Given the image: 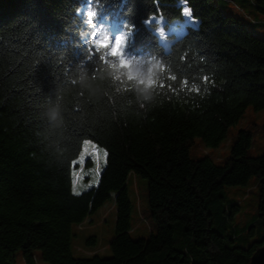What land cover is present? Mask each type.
Listing matches in <instances>:
<instances>
[{
  "label": "trees",
  "instance_id": "1",
  "mask_svg": "<svg viewBox=\"0 0 264 264\" xmlns=\"http://www.w3.org/2000/svg\"><path fill=\"white\" fill-rule=\"evenodd\" d=\"M216 1L188 0L198 23L165 50L155 24L143 21L150 14L166 23L183 20L181 0H101L98 22L110 34L104 45L93 42L95 26L75 13L88 0H0V264H15L17 252L24 264H35V251L47 264H249L264 247V152L248 156L252 133L237 132L223 165L189 157L195 137L216 148L248 107L264 110V38ZM219 1L241 11L235 0ZM250 2L263 20L247 19L264 25V0ZM122 33L133 57L156 56L183 74L211 73L217 86L202 100L161 94L141 108L106 74L121 63L110 43ZM81 74L87 79L72 84ZM57 103L60 115L51 121L46 113ZM85 140L103 148L106 160L97 185L74 194V161ZM130 174L148 180L155 229L136 240ZM251 178L262 232L243 248L233 223L239 206L225 199L224 187L246 186ZM112 193L111 256H74L72 227Z\"/></svg>",
  "mask_w": 264,
  "mask_h": 264
},
{
  "label": "rangeland",
  "instance_id": "2",
  "mask_svg": "<svg viewBox=\"0 0 264 264\" xmlns=\"http://www.w3.org/2000/svg\"><path fill=\"white\" fill-rule=\"evenodd\" d=\"M225 13H230L241 19L245 25L256 37L264 38V25H252L246 15L256 20H263V16L255 11L250 0H235V5L241 8V11L234 9L230 5H223L221 1H216ZM85 6L83 8H87ZM158 17L157 20H160ZM153 20L155 27L151 29L157 35L159 42L165 50H168L170 44L181 37L185 32L187 25L195 26L190 23L187 18L183 20H175L166 23L164 19ZM151 24V25H152ZM162 29V33L158 34L156 28ZM110 34L106 27L99 33L95 32L92 40L97 45H104L109 40ZM172 37V38H171ZM128 34H115L111 37L110 53L118 57L121 64L133 57L126 51ZM139 63V61H137ZM264 73V68H263ZM264 126V110L254 111L248 107L239 120V122L231 126L226 134V138L216 148L207 147L199 137H195L189 147V157L194 160L207 158L216 165H223L229 154L230 147L235 141L237 132L240 129L248 130L252 133V142L248 150V156L257 157L264 152V134L262 127ZM90 160L89 165H85ZM106 151L97 147L93 142L85 140L82 143L81 151L74 163L78 164V169L74 170L72 192L80 194L95 187L98 183L99 173L105 164ZM256 179L251 178L246 186H226L224 187V196L226 200L235 201L239 210L234 214L233 223L237 226V233L241 235L237 244L246 248L253 241L261 238V226L257 221L258 206V189L255 188ZM127 192L131 204L130 212V236L136 240L139 238L149 237L155 229L149 219L148 207V180L142 177L130 174L126 181ZM115 194L105 201L94 213L88 215V219L79 225L72 227L71 246L72 252L76 257H93L102 258L110 257L111 250L109 243L115 236L116 225V209L114 206ZM91 237L95 238L94 243H89ZM36 264H47L40 259V252H34ZM15 264H24L20 252L16 253Z\"/></svg>",
  "mask_w": 264,
  "mask_h": 264
},
{
  "label": "clouds",
  "instance_id": "3",
  "mask_svg": "<svg viewBox=\"0 0 264 264\" xmlns=\"http://www.w3.org/2000/svg\"><path fill=\"white\" fill-rule=\"evenodd\" d=\"M181 3V17L187 18L192 24L198 23V18L194 15L188 0H181ZM102 7L101 0H88V7L85 9L78 6L75 8V13L78 16L82 14L83 23L88 28L95 26V32L99 33L105 28L103 23L98 22L102 14ZM153 20H157V18L150 14L143 22L145 25L150 26ZM160 20H162V17ZM160 20H157L158 24ZM127 27L131 29L134 26L127 25ZM156 32L160 34L162 29L157 27ZM186 59L187 53L180 56L181 62H185ZM106 74L119 84L118 90L133 93L141 108L145 104L153 102L161 94L166 98H168L169 93L175 95L177 99L188 97V100H183L184 103H188L189 100L195 97L202 100L210 95V86H217L211 73L183 74L173 70L169 64L156 56L146 58L129 57L122 64L118 63L109 69ZM86 79V75L81 74L78 80H72V84L83 83ZM101 79H103V76H101ZM46 114L51 121H57L60 115L59 104L57 103L49 108Z\"/></svg>",
  "mask_w": 264,
  "mask_h": 264
},
{
  "label": "water",
  "instance_id": "4",
  "mask_svg": "<svg viewBox=\"0 0 264 264\" xmlns=\"http://www.w3.org/2000/svg\"><path fill=\"white\" fill-rule=\"evenodd\" d=\"M249 264H264V247L258 248L252 254Z\"/></svg>",
  "mask_w": 264,
  "mask_h": 264
},
{
  "label": "crops",
  "instance_id": "5",
  "mask_svg": "<svg viewBox=\"0 0 264 264\" xmlns=\"http://www.w3.org/2000/svg\"><path fill=\"white\" fill-rule=\"evenodd\" d=\"M87 219H88V217L84 221H86ZM35 264H36V261H35Z\"/></svg>",
  "mask_w": 264,
  "mask_h": 264
}]
</instances>
